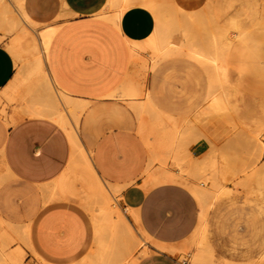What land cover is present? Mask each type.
<instances>
[{
	"label": "crops",
	"instance_id": "obj_1",
	"mask_svg": "<svg viewBox=\"0 0 264 264\" xmlns=\"http://www.w3.org/2000/svg\"><path fill=\"white\" fill-rule=\"evenodd\" d=\"M229 1L232 0H174L170 6V0H21L26 15L41 26L37 32L47 26L56 29L46 49L41 41L25 47L21 37L11 46L18 60L25 58L26 79L17 76L15 58L0 41V100L25 99L29 89L37 84L42 83L45 88L42 95H32L24 109L19 110L17 103L16 108L11 106L7 121L0 119V234L4 225L18 229L22 223L31 221L33 245L40 256L54 262L93 256L98 236L94 218L86 212L84 202L90 198L101 203L93 196L99 179L108 189L118 185V189L113 188L120 189L116 191L118 203L127 213L128 224L142 241L145 237L150 239L146 253L136 255L130 246V252L127 248L122 252L124 260L136 255L139 257L132 264H180L179 249L190 247L193 256H200L192 263L202 264L212 256L200 250L197 243L191 244L190 239L205 238L207 242V229L217 256H240L228 252L230 240L218 232L220 211L217 205L213 206L216 200L205 209L190 185H186L196 182L192 175L185 172L178 181L166 180L162 175L158 182L145 185V170L152 154L138 132L139 117L133 106V103L147 102L159 113L165 126H171L170 146L159 149L167 152L177 167L171 168L166 161L154 167L152 160V173L178 172L181 163L192 166L199 160L202 164H215L216 180L230 188L224 179L227 172H233L234 166L222 167L214 149L203 148L201 155L193 159L187 144L189 129L179 128L177 119L165 112L155 99L153 86L159 84V78L149 77L151 87L147 89L143 79L147 71H155L165 60L184 55L203 66L206 74L205 92L193 111V121L207 119L205 109L214 114H209L210 117L217 114L218 117L220 112L222 116L234 109L233 97L240 91L248 61L264 43V30L258 28L260 21L264 27V11L255 3L242 6L229 14L223 25L217 26L205 45L193 38L192 28L200 9H213L219 15L226 12ZM0 3L6 25V3L3 0ZM177 11L184 13L183 19L177 18ZM38 47L40 55L27 57L28 52ZM214 54L218 56L215 59ZM214 67L225 69L226 83L222 77L215 80ZM47 80L52 83L51 87ZM220 88L227 94L219 95ZM52 95L62 102L79 145H74L69 127L48 112ZM62 96L77 103L76 122ZM251 138L257 156V138L264 151V114L253 122ZM173 141H177L176 145ZM182 152L187 158H183ZM2 172H6V179ZM256 172L257 167L244 174V180L250 181L248 185L239 183L250 190ZM116 226L117 239L123 244L129 240V230L126 224ZM139 227L146 236L139 234ZM123 235L126 240H121ZM4 238H0V247L5 243L4 250L8 251ZM135 244L133 239V248ZM157 244L176 250H164ZM9 252L22 255L19 249ZM250 263L264 264V253ZM0 264L12 263L0 256Z\"/></svg>",
	"mask_w": 264,
	"mask_h": 264
},
{
	"label": "rangeland",
	"instance_id": "obj_2",
	"mask_svg": "<svg viewBox=\"0 0 264 264\" xmlns=\"http://www.w3.org/2000/svg\"><path fill=\"white\" fill-rule=\"evenodd\" d=\"M6 2L9 1L6 0ZM170 2V6H173L174 0H170ZM252 3L264 11V0H232L226 4V12L222 11L219 15H216L213 9L211 11L200 9L199 18L192 24L193 38L200 45H205L211 34L216 31L217 26L223 25L229 14ZM175 14L179 19L184 18L183 12L177 11ZM3 18V4L0 3V32L2 33L0 41L5 43L12 53L11 46L20 35L21 28L12 31L7 29ZM31 26L34 25H22L31 33L23 38L22 44L25 47L33 44L32 42L39 43L36 31H32ZM40 27V25H35L33 29L39 30ZM258 28L264 30L261 21ZM35 55H40V47L28 52L27 57ZM14 58L17 76L26 79L28 68L25 58L22 60H18L15 56ZM248 62L247 72L243 75L240 83V91L233 97L236 107L218 119L208 117L198 122L193 121L192 114L196 106L202 101L206 88V74L203 66L184 55H178L162 62L155 71H147L143 77L146 89L151 87L148 84L149 77L159 78V84L153 86L156 90L155 99L165 112L172 114L178 120L182 129H189L187 144L193 159L201 155L200 151L203 148L206 150L214 149L221 158L222 167L228 169L230 166H234L233 172H227V177L224 179V183L230 186L229 192L219 196L213 206L217 205V210L220 211L217 215L218 232L221 237L230 240L228 252L233 255L240 254V256H217L210 243V235L207 229L209 249L206 250V253L212 258L206 259L202 264H249L257 261L259 256L264 253V151L259 156L257 153L256 156L254 141L251 138L253 122L257 117L264 114V43L257 50L256 56ZM26 88L29 89L30 87ZM44 92L45 88L41 83L31 87L25 99L13 101L1 99L0 119L7 121L10 117L9 108L11 106L16 108L17 103L19 110L24 109L32 95H42ZM152 150L150 153L154 157V167L164 161L171 168L177 167L167 152L159 148ZM251 163L253 164L250 165ZM256 167L257 172L251 179L252 188L249 190L245 185H248L250 181L244 180V174L246 175L249 169ZM149 173H152V169ZM2 174L6 179V172H2ZM146 174L148 176V173ZM190 175L196 179L193 172H190ZM240 181L245 185L239 183ZM114 197L118 198L116 191ZM109 198L112 200L111 196ZM109 198L105 200L106 204L104 205L106 206L110 201L106 207L109 210L117 208L113 206V203L118 202V200L113 198L111 201ZM85 201L86 212L92 216L97 215V209L102 205V202L98 203L90 200V198H86ZM109 205L111 206L109 207ZM2 229L6 232L7 247L11 250H21V264H94L95 262L92 256H84L80 260L69 262H54L40 256L33 245L31 221L22 223L18 229H10L6 225L2 226ZM138 232L143 236L139 229ZM133 235L136 244L133 248V239L130 237L129 246L136 251V255L146 253L148 251L147 243L150 242V239L145 237L142 241V238L138 237L134 231ZM143 243H145L144 248L140 249ZM178 252L182 255L179 256L180 259L188 253L190 254L188 263L193 264L192 262H195L193 250L190 247H183ZM136 255L129 256V260L125 261L128 263L135 261L139 257Z\"/></svg>",
	"mask_w": 264,
	"mask_h": 264
},
{
	"label": "bare ground",
	"instance_id": "obj_3",
	"mask_svg": "<svg viewBox=\"0 0 264 264\" xmlns=\"http://www.w3.org/2000/svg\"><path fill=\"white\" fill-rule=\"evenodd\" d=\"M3 1L6 3L5 6H6V13H7L6 14V16H7V21H6L7 29L12 31V30L21 28V33H20V35L18 37L24 38L26 36H29V34H31L30 31L27 28L22 27V25L23 24H25V25H32L33 24L35 26V25H37V23L35 21H32L26 15V13L23 11V9H22L23 7H21L22 6L21 0H12L11 2H6V0H3ZM8 15H10V18H9ZM34 26H31L32 27V31H36L37 35L39 36V42L41 41V43L43 45V48L46 49L48 44H49V42H50V40H51V38H52V36H53V33L55 32L56 28L53 27V26H47V27H45V28H43V29H41L40 31L37 32L36 29H33ZM32 43L34 45H37L38 42H32ZM217 51H218V49H217ZM220 51H222V48H221ZM222 53L224 54V52L223 51L221 52V54H220L221 56H223ZM213 56H215V54ZM217 57L215 56L213 58L215 59ZM213 58L210 59V60H214ZM204 59H206V58H204ZM218 59H216V60L218 61ZM218 63H219V61H218ZM221 66L222 65H218V67H221ZM218 67L216 69L214 67L215 70H212V71H214L213 75L215 76L216 79L214 77H211V78L217 80V78L222 77L220 79H224L223 81H224V83H226L227 82L226 71H225V69H223V68L219 69ZM223 81H222V84H223ZM47 82L49 84V87H51L50 85H52V83L50 82V80H47ZM217 83H219V82L217 81ZM217 85L219 86V84H217ZM223 86L226 87V85H223ZM52 88H53V86H52ZM52 88H51V90H53ZM227 89H228V87L226 88V90ZM224 90H225V88H224ZM226 90L224 92L225 95L227 94ZM215 91H217V89ZM214 92H213V94H215ZM222 92H223V90L221 91V93ZM221 93H219V95H224L223 93L222 94ZM216 94L214 96L218 97ZM57 98H58V96L54 97L53 95L50 98L51 102L49 103V106H48V109H49L48 112L50 114H52L55 118H57L64 126H66V127L68 126L69 127V131H70V134H71V136L73 138L74 145H77V144L79 145V141H78V138L76 136V133H75V130H74V126L70 122V119L65 114V112L63 110L64 106H63L62 102L60 100H58ZM219 99H221V97H219ZM62 100H63V102L65 104V107H67L70 110L73 122H76L77 121V116H78L77 112H76L77 103L75 105L73 103L72 99H70L68 97H65V96H62ZM219 103H220V101H219ZM221 104L223 105V101H222ZM133 106H134V108H135V110H136V112L138 114V117H139L138 132L145 139V141L148 144L150 150L153 151L152 150L153 148H161V149L168 148V146H170V142L169 141L171 140L170 139V134L171 133L169 134V131L172 132V130H170L171 126L170 127L168 126L169 128H167V126H165V124H164L165 122L160 118L159 113H157L154 109H152V107L149 106V104L147 102L133 103ZM205 110H206L205 113L208 112V115L212 114L209 111H207V109H205ZM222 110H223V108H222ZM213 112H214V110H213ZM217 113H219V112H217ZM221 113L222 112H220L218 117H217L218 114L216 115L217 119L220 118ZM208 115H207V117H210ZM212 115H214V114H212ZM197 117H199V116H197ZM199 119H198V121H200ZM179 128H181V126ZM180 132H181V130H180ZM174 134H176V133H174ZM177 136H178V134H177ZM180 136H182V135H180ZM183 136H184V134H183ZM172 139H174V138H172ZM178 139L179 138H177V140ZM176 142L173 141L174 144ZM175 145H173V147ZM256 148H257L256 151H257L258 156H259L261 154V152L263 151V146H262L261 140L259 138H257ZM174 149H175V147H174ZM174 149H172V150H174ZM81 152L83 153V155L85 154L82 149H81ZM184 153L185 152H182V154H184ZM186 156H188V155L184 154L183 158L186 157ZM152 157L150 158L149 163H148V165L146 167V170H145V173H148L147 179H145L146 181L144 180L146 186L158 182L160 180V176H162V175H164L167 178L166 180L170 179V180L178 181L179 179L177 180V178H182L181 175L184 174L185 172L188 175H190V172H193V175L196 177V182H192L191 184H186V185H190L189 187L196 194V196L199 199L201 205L205 209L209 208L211 206V204L219 196H221L223 194L226 195V193H228L229 190H230V188L229 187H225L222 184L221 181L218 182L216 180V178L214 176V172H215V169H216L215 164L206 165V164H202L199 160L192 166H189V165L188 166H183L182 165L183 163H181V165L179 166V163H178L177 164L179 166V171L178 172H172V171H165L164 170L165 172H161L158 175V174H154V173H149L150 169H151L152 160H154V159H152ZM182 160H183L182 162H184L185 159H182ZM175 161H176V159H175ZM178 161H180V158H179ZM183 178H184V175H183ZM161 179H163V178H161ZM103 183L99 179H97L96 183H95V187H94V193H93V196H95V198L97 197L98 198L97 200H101V202H102V205L99 206V212L97 211V213H98L97 215H99V216L95 215L96 212L94 214L95 216H93L94 222H95V225H96V234H97L96 236H98L97 237V241H95L96 244H94L96 247L93 250V256H92L95 259L94 264H132L133 262H129V263L126 262L124 260V255L122 256V252H124V250L126 248H127L126 250L129 251V248H130L129 243H128L129 240L128 241H124L123 244L121 243L122 244L121 245L120 242H119L120 239L119 240L117 239V229H115L116 225L119 226V224H126L127 225L126 227L128 228L126 230H129V236L132 237V238L134 237L133 231H132L130 225L128 224V221H127V218H126V214L127 213L120 208V205H119V203L117 201H115L116 203H113V206H116L117 208L112 209V210H109L106 207L110 203L109 200H108L109 203L106 206L104 205V204H106L105 200L108 199L110 196L112 197V200H113V198L116 199V197H114V192L118 191V190H116L114 188L117 187L118 185L114 187V185L112 186L111 185L112 183H111L110 185L112 187L111 186H109V187H111V188L114 187V188L113 189L109 188L110 190H112V191H109V189L107 188L108 186L107 187L104 186L106 189L102 186ZM103 185H105V184H103ZM117 189H118V187H117ZM118 192H120V189H119ZM109 199L111 200V198H109ZM116 200H118V198ZM110 206L111 205H109V207ZM132 214L134 215V217L136 219L135 213L133 212ZM139 230L143 233V235L146 236V233L144 232V230L141 227H139ZM2 231H3V233L5 232L4 230H2ZM3 233L0 234V238L2 237V239H3V237H5V233L4 234ZM122 238L123 239H121V240H126V239H124V235L122 236ZM2 241L4 243L5 238ZM0 242H1V240H0ZM3 243H2V245H3ZM6 243L8 244V242H6ZM190 243L191 244L197 243L200 250H207L208 249V245H207V242H206L205 238H201V239H198V238H194L193 239L192 238V239H190ZM143 244H145V243H143ZM3 246H4L3 248L0 247V248H2L0 250L1 251V255L0 256H2L4 258H8L9 261L12 264H21V256H20V254L19 253H16V254L11 253V252H9L10 249L8 251L4 250V249H6L5 248V243H4ZM157 246L159 248H161V249L169 250V251H172V252L176 250L174 247H170L168 245L165 246L163 244L162 245L161 244L160 245L157 244ZM193 258L197 260V259L200 258V256H193ZM249 264H251V263H249Z\"/></svg>",
	"mask_w": 264,
	"mask_h": 264
},
{
	"label": "built area",
	"instance_id": "obj_4",
	"mask_svg": "<svg viewBox=\"0 0 264 264\" xmlns=\"http://www.w3.org/2000/svg\"><path fill=\"white\" fill-rule=\"evenodd\" d=\"M189 256H190V254H186V255H184V257H182L181 259H180V264H188V262H189Z\"/></svg>",
	"mask_w": 264,
	"mask_h": 264
}]
</instances>
